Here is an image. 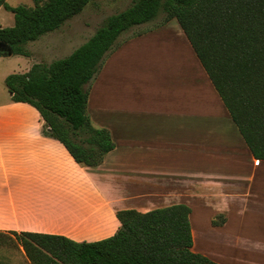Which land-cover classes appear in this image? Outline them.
I'll use <instances>...</instances> for the list:
<instances>
[{"label":"crops","instance_id":"crops-1","mask_svg":"<svg viewBox=\"0 0 264 264\" xmlns=\"http://www.w3.org/2000/svg\"><path fill=\"white\" fill-rule=\"evenodd\" d=\"M176 21L125 41L96 75L87 112L115 143L98 166L78 164L42 129L0 131V232L94 241L118 229L117 210L184 203L194 252L264 264V159Z\"/></svg>","mask_w":264,"mask_h":264},{"label":"trees","instance_id":"trees-1","mask_svg":"<svg viewBox=\"0 0 264 264\" xmlns=\"http://www.w3.org/2000/svg\"><path fill=\"white\" fill-rule=\"evenodd\" d=\"M31 1L13 6L0 0L13 14L12 25L0 26V42L11 55L29 56L27 42L60 28L92 0ZM159 15L161 24L177 20L250 152L264 159V0H132L68 55L8 74L10 98L33 106L44 135L57 139L75 162L98 166L115 143L88 115L92 80L123 32ZM190 212L184 203L145 212L120 209L118 229L94 241L34 231L0 235L13 236L28 264H219L192 250Z\"/></svg>","mask_w":264,"mask_h":264},{"label":"rangeland","instance_id":"rangeland-1","mask_svg":"<svg viewBox=\"0 0 264 264\" xmlns=\"http://www.w3.org/2000/svg\"><path fill=\"white\" fill-rule=\"evenodd\" d=\"M6 1L13 6L32 4L31 0ZM131 2L132 0H92L79 14L67 20L60 28L43 34L37 40L27 42L25 47L30 51L29 56L0 54V131L7 129L43 130L45 128L43 120L33 107L15 102L10 98V94L4 85V79L8 74L25 72L35 62L48 63L68 55L74 48L86 41L109 15L123 10ZM162 20L163 17L159 15L153 21L132 26L119 36L118 41L122 42L119 47L136 33L146 29L153 30L164 25L165 23L161 24ZM12 24L13 14L0 7V26ZM165 34L173 35L169 30H166ZM165 40L168 41L169 47H174L172 42L175 40L174 38H170L168 35ZM95 78L92 83H94ZM1 138L3 137L0 136ZM1 170H3V166L0 165V176H2ZM9 237H12L10 239L13 240L12 235H0V260L9 264H28L21 247L18 249L13 245Z\"/></svg>","mask_w":264,"mask_h":264},{"label":"water","instance_id":"water-1","mask_svg":"<svg viewBox=\"0 0 264 264\" xmlns=\"http://www.w3.org/2000/svg\"><path fill=\"white\" fill-rule=\"evenodd\" d=\"M0 52L2 55H11L12 51L5 43L0 42Z\"/></svg>","mask_w":264,"mask_h":264}]
</instances>
